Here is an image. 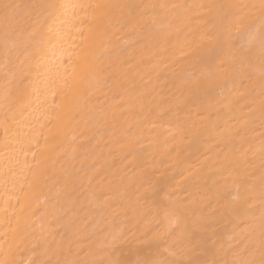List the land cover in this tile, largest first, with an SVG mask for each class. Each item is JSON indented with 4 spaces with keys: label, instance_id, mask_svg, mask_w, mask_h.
I'll return each instance as SVG.
<instances>
[{
    "label": "bare ground",
    "instance_id": "bare-ground-1",
    "mask_svg": "<svg viewBox=\"0 0 264 264\" xmlns=\"http://www.w3.org/2000/svg\"><path fill=\"white\" fill-rule=\"evenodd\" d=\"M264 264V0H0V262Z\"/></svg>",
    "mask_w": 264,
    "mask_h": 264
},
{
    "label": "snow or ice",
    "instance_id": "snow-or-ice-1",
    "mask_svg": "<svg viewBox=\"0 0 264 264\" xmlns=\"http://www.w3.org/2000/svg\"><path fill=\"white\" fill-rule=\"evenodd\" d=\"M0 264H3V262H0ZM108 264H121V262L110 261V262H108ZM137 264H148V262L147 261H143V262L138 261Z\"/></svg>",
    "mask_w": 264,
    "mask_h": 264
}]
</instances>
